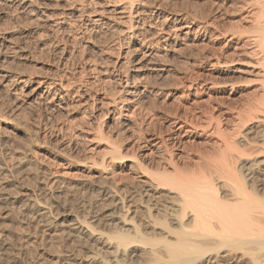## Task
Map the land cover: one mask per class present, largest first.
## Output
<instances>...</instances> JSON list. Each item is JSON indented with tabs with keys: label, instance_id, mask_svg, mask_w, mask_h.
Segmentation results:
<instances>
[{
	"label": "bare ground",
	"instance_id": "bare-ground-1",
	"mask_svg": "<svg viewBox=\"0 0 264 264\" xmlns=\"http://www.w3.org/2000/svg\"><path fill=\"white\" fill-rule=\"evenodd\" d=\"M211 1L217 11L233 5L242 8L249 2V10L242 15L250 34L240 36L230 53L223 49L217 54L208 45L213 41L208 27H217L212 20L198 19L187 11L166 10L161 1L64 0L49 9L44 0H0V18L8 17L10 10L23 16L29 26L34 25L32 31L23 32L24 43L0 35V51L9 49L27 58L24 44L36 34V46L57 55L53 70L35 79L10 76L0 61V84L8 95L22 97L24 105L41 104L46 114H63L76 107L82 108L85 116L89 109L92 118L87 127H76L71 131L73 137L91 142L93 136L89 139L85 134L108 135L99 158L102 168L86 166L87 176L76 180V184L95 190L96 197L76 208L52 198L51 185L63 177L48 169L34 174L40 197L19 182L11 190L0 184L4 219L20 217L24 229L18 250L24 255L30 246L40 249L35 264H264V0ZM76 28L82 47L78 56L84 58L86 50L94 47L91 55L99 59L88 60L96 75L86 78L85 88L75 85L73 76L86 73L87 66L66 73L71 56L54 43ZM105 37H109L106 45H96L95 41ZM199 44L209 50L202 56L210 66L207 73H180L184 86L194 88V97H199L195 95L202 85L215 83L214 70L226 71L218 65L220 57L228 54L248 57L247 63L241 64L246 67L235 71L252 73L257 81L247 106L231 105L207 115L203 112L202 121L206 119V126L211 125L217 135L211 141L214 155L199 159L197 155L191 159L190 170L181 168L178 152L168 151V146L183 143L184 123L178 118L167 122L164 138L139 136L130 145L115 148L116 137L121 138L129 128L140 129L141 123L137 125L133 117L140 107L144 110V100L155 90L154 77L168 74L170 58ZM100 60L104 65L99 66ZM197 60L185 59L192 68L198 65ZM99 80L104 87L96 97L89 90ZM189 102L197 103L198 98ZM109 114L111 120L99 126L98 119ZM109 122L118 127L116 137L110 136V128L105 130ZM155 159L158 168L147 173ZM82 165L77 161L76 166ZM123 180L129 184L120 183ZM6 235L0 232V256L11 248Z\"/></svg>",
	"mask_w": 264,
	"mask_h": 264
},
{
	"label": "rangeland",
	"instance_id": "rangeland-1",
	"mask_svg": "<svg viewBox=\"0 0 264 264\" xmlns=\"http://www.w3.org/2000/svg\"><path fill=\"white\" fill-rule=\"evenodd\" d=\"M63 1L64 0H44L46 4H49V9L55 8L56 4H59L60 6L63 4ZM149 1L155 3L161 1V4L166 10L187 11L198 19L205 18L212 20L215 24H217V27H208L209 33L211 35L213 34V41L208 43V45L213 46L214 50L216 49L215 52H217V54L223 53L225 51L230 53L232 46H234L233 44L237 42V39H239L240 36L245 37L250 34L248 32L249 29L246 28V18L243 16L250 8V5L248 4L249 2H246V6L242 8L233 5L228 6L229 8L227 7L225 10H223V8L217 11L214 9V4L211 0ZM59 6H57V8H59ZM7 12L9 14H7L8 17L1 16L0 18V35L10 37L13 40H19V42L24 43V33H26L27 30L32 31L34 29V25L29 26L28 23L22 18L23 16H17V14L13 11L9 10ZM77 30L78 29L76 28L69 34L59 39L57 38L56 42L54 43H56L59 47L61 46V48H63L67 53V56L69 55V58L71 56V59L68 60V64L66 65V73L70 74L75 68L80 69L82 66L83 68L87 66L86 69L88 71L85 69L84 72L87 71L88 74L86 72L73 76V78L75 77L73 80L75 85H81L85 88L87 86L86 78H91V75H96L90 70L91 68L88 67V65L91 64L88 60H93L95 57V59H98V56L96 54L95 57L91 55L95 53V48L92 45H90V47H93L94 49H92L94 51L88 48L86 50L87 55L84 58L78 56L82 47L80 46L81 43L78 41L79 34ZM200 32H202V30ZM217 33L219 34L217 35ZM86 36L87 35H85V37ZM38 37L39 35L36 36L35 34L31 37V39H29V43L24 44L25 51L23 53L26 54L27 58H21L19 55H14V52L9 49L0 51V61H3V65L8 70V74L10 76L20 77L21 79L29 78L31 76L30 78L35 79L37 76L53 70L52 68L55 66L54 64H56L55 58L57 55H55L51 49V51L47 49L44 50V48L36 46V40L39 39ZM229 39L230 41L228 42ZM108 40L109 37H105L103 41L100 39L98 40L99 42H95L96 45H106ZM225 42H227L228 45L223 47V43ZM121 43L124 45L123 41L120 39L119 46H122ZM40 48L42 50H40ZM207 48L208 47L203 46V44L202 46L199 44L192 46L191 48L183 49V52L178 54L176 57L170 58L167 62L172 69L168 74L159 76V78L158 76L154 77L153 81L155 82V90L149 94V97L146 98L147 100L145 99L146 101L144 100L142 107L145 106V111L140 107V111L138 110L139 112L137 111V114L133 117V119L135 118L134 120L138 121L137 125L140 123L142 124L139 125L140 129H138V126H136L134 129L129 128L124 132L123 135H121L122 137L120 138V136H115L118 127H114V122L108 123V126L105 128V130L107 131L110 128L112 130V132L109 130L111 134L110 136L116 137L118 145H115V148H118L123 143L130 145L131 141L133 142L134 139L138 138L139 136L161 135V137L164 138L168 134V132L166 133V125L171 122V120H177L178 118V120L184 123V129L182 131L184 135L181 137L183 143L176 144L175 146H168V151L170 154L178 152L180 155V164H182L181 168L185 170L188 167L186 171L190 170L189 168H191L193 165V161L191 159L197 157V155L198 159L199 157L214 155L213 152H215V146L211 141L217 135L212 132L211 125L206 126V119L204 121L205 123L202 121V118L204 119L205 117L203 116V112L207 115L208 113L217 109H224L225 107H230L231 105L241 108L243 106H247L248 103L253 100L252 91L257 81H255L256 77L252 73H240L235 71V69L238 67H246L245 65L241 64H246L247 60H249L248 57L239 54L230 56V54H228V58L220 57V64L218 65L222 66L221 68L226 69V71L220 72V70H214L212 75L215 76V78L213 77L214 80L216 79L215 83H206V85H202L203 87H201L199 89L200 91L198 90V93L195 95L199 97H194V88L185 87L186 81L180 73L185 71H188L190 74L193 71L197 73H200V71L201 73H207V69L210 66L208 65L209 63L207 59L204 57L202 58L203 54L209 51H207ZM114 51L116 52L115 49ZM90 55L92 57H90ZM187 58H197L198 60L196 63L198 65L195 68L190 67L185 61ZM242 60H245V63ZM101 61L102 60H100L98 63L99 66L104 65V62ZM109 64L111 67V63ZM189 69H191L190 72ZM123 70L126 71L125 68ZM70 77H72V75H70ZM85 84L86 86H84ZM92 86L94 87L89 90L91 91L90 93H95V96L99 97V94L101 91H103L102 88L104 87L102 81L99 80ZM98 91L100 93H98ZM17 98L15 99L14 96L8 95L3 85L0 84V184L5 185L9 189H13L15 188L16 183L19 182L23 187L33 190L35 195L40 197V190L37 189V179L34 178V174H36L38 170L48 169L51 172H54V174H58L63 177L60 182H56L51 185V194L53 199L64 200L68 202L67 204L73 208H76L78 204L80 205L82 202H88V200L91 198V200H93L96 197V191L90 189L89 187H85V189L84 186L78 183L76 184V180L85 178L87 176L88 169L86 166H94L95 168H98L96 170H100L102 168L99 164V158L104 154L102 149L103 145L105 146L108 143V135L106 136L99 134L94 136V134H85L87 137L89 136V139L92 136L94 137V139L92 137L90 142L87 141L85 137L74 138L71 132L72 130H77V128L84 129L87 127V121L92 118V115L89 114L90 110L88 109V112L85 116L81 115L82 110L80 109L82 108L76 109V107L75 109L74 107L71 108L69 112H63V114L61 113L57 115L50 114L48 112L46 114V111L41 104V106L39 104L34 105V103L33 106L32 104L24 105L22 104V97L19 96ZM195 98H198L199 103L194 102V104H191L189 101L192 102ZM22 106L24 109H22ZM197 114L198 116L196 117ZM111 115L109 114L106 119H104L105 117L99 118L98 125L100 126L102 123H104V120L110 121L112 117ZM147 122L148 124H146ZM60 124L63 125V128ZM67 126L72 128L68 129ZM32 128H34V130ZM93 160H95L94 163H92ZM77 161L82 162L83 165L76 166ZM153 162L154 163L151 165V167L147 169V173L154 172L158 168V161L155 159ZM125 182L129 184V181L125 180L120 183L124 184ZM0 213V232L2 234L3 232H7V238L5 239L11 245V248L7 252L9 253L10 257L7 253L1 254L2 259L0 256V264H35L38 256L37 254L40 253V249H38L39 247L32 248V246H30L27 249L25 248L24 255L18 250V244L23 243L22 238L24 237V233H22L24 229L19 222L20 217L17 219H4L2 209H0ZM12 229L16 230L15 234L18 233L16 234L17 236L14 234V230ZM15 256L17 257L15 258Z\"/></svg>",
	"mask_w": 264,
	"mask_h": 264
}]
</instances>
